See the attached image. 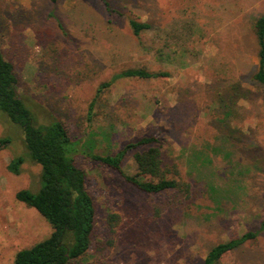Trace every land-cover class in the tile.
Returning a JSON list of instances; mask_svg holds the SVG:
<instances>
[{
  "label": "rangeland",
  "instance_id": "rangeland-1",
  "mask_svg": "<svg viewBox=\"0 0 264 264\" xmlns=\"http://www.w3.org/2000/svg\"><path fill=\"white\" fill-rule=\"evenodd\" d=\"M111 1L122 12L112 21L99 0H0V51L37 123L63 118L81 148L100 153L159 135L165 161L192 183L188 205L169 208L162 196L79 154L96 222L78 264H201L212 246L258 229L264 218V88L253 79L254 22L264 0ZM130 18L151 28L136 36ZM141 66L170 76L121 77L98 91L120 70ZM6 135L0 264H14L16 252L48 237L52 226L16 198L40 187L41 166L27 160L19 174L8 169L23 152V133L0 111ZM124 168L137 171L131 158ZM109 212L119 215L114 232ZM220 263L264 264V230Z\"/></svg>",
  "mask_w": 264,
  "mask_h": 264
},
{
  "label": "trees",
  "instance_id": "trees-1",
  "mask_svg": "<svg viewBox=\"0 0 264 264\" xmlns=\"http://www.w3.org/2000/svg\"><path fill=\"white\" fill-rule=\"evenodd\" d=\"M99 1L111 21L116 14L122 15L111 0ZM129 25L136 36L151 28V23L135 18H130ZM254 33L258 45V63L253 79L264 88V12L255 19ZM166 76H170L168 70L129 67L102 83L98 91L121 77L149 79ZM19 82L13 63L0 51V111L18 125L23 133V152L10 160L8 169L19 174L22 164L27 160L41 166L40 187L37 190L20 189L16 198L35 208L51 224L52 232L45 239L19 249L14 264H78L89 251L95 229L96 208L85 169L78 163L79 154L118 171L139 190L162 196L169 208L180 209L191 201L192 183L182 177L177 163L165 161L163 139L159 135H142L114 152H95L92 147L83 149L81 141L71 136L63 118L54 117L48 123L35 121L28 104L18 92ZM222 101L223 105L228 106L226 100ZM94 103L91 102L90 109ZM228 137L231 138L230 133ZM11 142V136L0 137V149ZM129 158L137 170L132 174L124 168ZM118 221L117 213L107 214L106 224L110 232L115 231ZM262 230L264 218L258 229L247 230L212 246L201 264H221L220 259L224 254L255 239Z\"/></svg>",
  "mask_w": 264,
  "mask_h": 264
}]
</instances>
